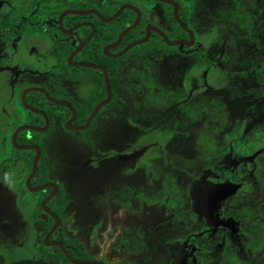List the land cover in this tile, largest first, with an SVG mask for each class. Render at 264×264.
<instances>
[{
  "label": "flooded vegetation",
  "instance_id": "1",
  "mask_svg": "<svg viewBox=\"0 0 264 264\" xmlns=\"http://www.w3.org/2000/svg\"><path fill=\"white\" fill-rule=\"evenodd\" d=\"M227 2L0 0V229L45 264H264V0Z\"/></svg>",
  "mask_w": 264,
  "mask_h": 264
},
{
  "label": "rangeland",
  "instance_id": "2",
  "mask_svg": "<svg viewBox=\"0 0 264 264\" xmlns=\"http://www.w3.org/2000/svg\"><path fill=\"white\" fill-rule=\"evenodd\" d=\"M94 2H96L97 4H99L98 2L100 0H93ZM231 2V3H229ZM229 5L230 7H232L234 5L233 0H229ZM232 12L234 13V11L232 10ZM159 26H162L160 23H156ZM163 27V26H162ZM171 58H173V56H170ZM196 62V61H195ZM203 67L200 65H197V77L194 78V80L187 82L186 79H184L183 76H181V78L172 75L173 70L167 68L166 70H164V73L168 74V75H172L170 78H174L176 80V82H174L173 84H171L172 86H179L178 89H182V88H187L186 83L188 84V86L190 84H197L201 79L198 77V74L200 73V70H202ZM183 75V74H182ZM133 75L127 77V83H132L134 80V76ZM31 82L34 83H41V79L40 78H33L31 80ZM163 82H165L166 84L168 83V81L166 80V78L163 75ZM190 83V84H189ZM182 95L180 92H174L172 93L169 97H167V99H165V103L167 104L168 107H172L173 103L181 98ZM164 98V96H163ZM231 117V114H228L225 117H219L216 119L215 122H219L218 126L215 130L216 134L217 133V129H222V127L224 126V123H227V120ZM233 118V117H232ZM170 122H173V120H170ZM200 129H202V127H200ZM214 132V135H215ZM200 139L198 141H200L199 147H203L202 144H204L206 146V142L204 140H206L207 138V134H200ZM75 137H73L71 135V133H63V132H59L58 134H55L52 136L51 141H49V144H51L52 140H56L58 143V146L60 147L59 149L62 151L60 152V156L61 159L63 160L65 157L68 158V151H66L67 149H69L70 147H76L73 144H76L77 142L74 139ZM75 142V143H74ZM63 165V162H62ZM68 170L67 165L63 166V173L67 172L66 170ZM69 171L67 172V176H68ZM65 174V173H64ZM77 186H75V188L78 190H80V181L77 182V184H75ZM30 208V207H29ZM17 218V217H16ZM24 219V217H23ZM23 224H21L18 227H13V228H5V229H0V264H45L43 261V248H41V244L39 242V238L42 234V230L41 227H37L31 220H24L22 221ZM45 254V253H44Z\"/></svg>",
  "mask_w": 264,
  "mask_h": 264
},
{
  "label": "water",
  "instance_id": "3",
  "mask_svg": "<svg viewBox=\"0 0 264 264\" xmlns=\"http://www.w3.org/2000/svg\"><path fill=\"white\" fill-rule=\"evenodd\" d=\"M125 7H129V8H132L136 13H137V18H138V11H137V9L136 8H134V7H132L131 5H128V4H124V5H121L110 17H108V18H104V17H102L99 13H97L96 11H94V10H87V11H72V10H69V11H66V12H76V13H84V12H94L95 14H97L98 15V17L101 19V20H103V21H109V20H112L117 14H119L120 13V11L123 9V8H125ZM137 20L138 19H136L135 20V22L132 24V25H130L129 27H127L126 29H124L121 33H120V35H119V37H118V40L121 38V36L127 31V30H129L131 27H133V25L137 22ZM147 34V33H146ZM160 35L163 37V34H161L160 33ZM146 39V37H144V38H142V39H139V40H136V41H134V42H132V43H130L126 48H128V47H130V46H132V45H134V44H136V43H139V42H142V41H144ZM125 48V49H126ZM83 65H86V66H92V67H100L104 72H105V67L104 66H94V65H90V64H83ZM105 84L106 85H108V83H107V79H106V74H105ZM59 103H62V104H65L64 102H59ZM36 160V159H35ZM35 160H34V163H33V169L35 168ZM44 207V209L45 210H47L46 208H45V206H43ZM57 245L60 247V249H61V251L64 253V255L67 257V259H69L72 263H75V264H85V263H81V262H77V261H75V260H73L70 256H69V254L66 252V250L63 248V246L60 244V243H57Z\"/></svg>",
  "mask_w": 264,
  "mask_h": 264
},
{
  "label": "trees",
  "instance_id": "4",
  "mask_svg": "<svg viewBox=\"0 0 264 264\" xmlns=\"http://www.w3.org/2000/svg\"><path fill=\"white\" fill-rule=\"evenodd\" d=\"M133 17V12L130 10H124L111 24L110 26L112 27L113 31H114V35L117 32V30H120L122 27H124L127 23H129L132 20ZM140 27V26H138ZM137 27V28H138ZM137 33L135 34V31L130 32L127 35V39H131L132 37L136 36ZM106 41L107 38L103 37L102 38V33L100 32V30H97V33L95 34V36L93 37V41L95 42V47L98 45H101V41ZM93 47V51L94 53L96 52V48ZM102 59H98V61H101ZM44 192H41L39 195V197H41L42 195H44Z\"/></svg>",
  "mask_w": 264,
  "mask_h": 264
}]
</instances>
